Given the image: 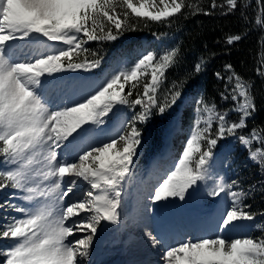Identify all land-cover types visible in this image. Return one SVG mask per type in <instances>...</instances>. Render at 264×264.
I'll use <instances>...</instances> for the list:
<instances>
[{
    "label": "snow or ice",
    "instance_id": "6c2138e0",
    "mask_svg": "<svg viewBox=\"0 0 264 264\" xmlns=\"http://www.w3.org/2000/svg\"><path fill=\"white\" fill-rule=\"evenodd\" d=\"M226 5L224 15L244 7L239 0H226ZM224 6L212 0L213 9ZM150 7L156 10H147ZM183 8L184 0H159V5H150L149 0L139 4L134 0H0V193L9 190V196L0 201V241L9 242L8 247L0 246L2 264H90L101 223H120L126 203L124 189L135 176L133 166L144 142L143 128L137 125L146 124L153 115H164L181 99L184 81L179 86L173 82L163 103L157 97L166 70L178 63L179 49L159 55L149 51L131 67L106 74L103 80L71 76L94 72L103 59L74 60V56L92 52L85 47L88 42L115 41L127 31H136V23L130 22L133 15L146 18L145 22H162ZM195 12L212 14L203 8ZM241 39V35H232L227 43ZM32 41L51 50L18 48L19 43ZM202 65L203 60L195 65L197 73ZM225 69L232 72L227 81L235 79V84L230 90L226 85L221 97L231 99L233 107L221 111L201 98L196 108L200 114L180 158L151 193L154 203L170 198L186 202V197L199 193L218 175L217 169L229 162L231 153L217 149L219 141L230 136L264 170V158L257 159V152L264 148V130L240 133L258 110L251 82L234 73L232 65ZM257 74L264 76L260 69ZM145 76L150 78L143 83L142 93L129 99L137 84L132 83L126 94L125 87ZM216 76L225 79L219 72ZM50 89L71 90L77 98L54 105L47 95ZM116 105L131 109L132 118L126 119L124 110ZM230 113L238 114V120H231ZM254 143L259 147L253 148ZM34 164L39 169L32 168ZM79 183L87 185L81 197L65 203L69 194L75 195ZM213 183L209 196L225 193L232 199V207L218 222L221 233L235 228L237 221L264 217V211H249L252 205L243 202L253 191H264V181L248 191L233 190L239 186L237 180L220 178ZM21 200L26 206L16 202ZM253 227L262 235L186 239L169 247L162 259L166 264H264V223ZM77 232L85 235L77 237ZM146 236L153 246L162 243L151 232Z\"/></svg>",
    "mask_w": 264,
    "mask_h": 264
},
{
    "label": "trees",
    "instance_id": "16d2710c",
    "mask_svg": "<svg viewBox=\"0 0 264 264\" xmlns=\"http://www.w3.org/2000/svg\"><path fill=\"white\" fill-rule=\"evenodd\" d=\"M239 2L244 7L238 8L234 13L228 15H224L227 9L226 0H216L217 5L225 6L215 9L211 7L212 0H184L185 8L181 10V13L162 22H145L146 18H135L133 15L130 22L136 23V31H127L115 41L88 42L85 47L90 48L92 52L74 56V60H83L85 57L93 60L102 57L101 67L92 73L85 74L93 79L103 80L108 73L105 69H110L111 66L122 60L133 63L141 55L154 51L157 48V39L171 38V49H179L176 58L178 63L166 70V80L157 92V97L163 103L164 98L168 95L167 90L172 89L173 82L179 86L180 82L184 81L183 87L180 89L182 96L177 101V105H174L164 115H153L146 124L137 125L143 128V138L146 140L145 143L150 145L152 154L160 153L159 149L162 147L165 137L162 129L166 127L168 115L170 112L177 113L178 107L183 105L184 99L191 98L181 110L180 124L184 136L192 127L196 118L194 111L196 102L201 101V98L209 105L216 104L221 111L233 107L234 102L231 99L225 100L221 97V93L226 91V85L230 90L235 83V79L231 82L226 79L227 76L232 75V72L225 69V65L228 64L232 65V71L242 77L244 81L251 82V92L255 97L258 109L255 115L248 120L247 128L243 129L241 134L246 135L254 128L264 130V76L257 74V69L264 73V4L258 5L257 0H239ZM153 4L159 5V0H153ZM196 8H203L212 14L196 13ZM241 11L244 15H241ZM257 20H260L261 24L258 25ZM232 35H241L242 39L228 44V37ZM46 50L51 49L42 45L36 46L34 49L32 46L24 49L27 52ZM202 60V71L197 73L195 65ZM218 72L225 79H218L216 76ZM76 74L78 73H72L71 76L76 77ZM149 78V76H145L138 82H129V85L125 87V94L132 83L137 84L133 90V97L129 99L134 98L138 92L142 93L143 83L147 82ZM49 92L51 98L60 104L77 98L73 91L67 89H50ZM116 107L124 110L127 119L132 118L133 111L127 106L116 105ZM139 107L136 106L137 111H139ZM233 118L235 115L230 113V119ZM107 127L109 125H105V128ZM180 140L183 139L178 134L172 139L174 154H178V151L182 150ZM262 149L264 150V148ZM217 151L221 152V149ZM228 166L230 181L240 182L238 187L234 186L233 188L236 191L240 189L248 191L253 184L259 188L260 182L264 181V170H261L259 164L253 162L249 155L241 150L233 153ZM8 196L9 190L5 189L0 193V201L5 200ZM243 202L252 205V208L248 209L249 211H264V191H253ZM257 222L264 223V217L258 216L256 221H243L241 228L249 236H260L262 232L253 227V224ZM0 246L8 247L9 242L0 241ZM2 261L3 257H0V264Z\"/></svg>",
    "mask_w": 264,
    "mask_h": 264
},
{
    "label": "rangeland",
    "instance_id": "374dc122",
    "mask_svg": "<svg viewBox=\"0 0 264 264\" xmlns=\"http://www.w3.org/2000/svg\"><path fill=\"white\" fill-rule=\"evenodd\" d=\"M134 2L139 4L142 0H134ZM149 3L152 5L153 0H149ZM147 10L155 11L156 8L150 7ZM170 42L171 38L169 37L157 39V48H155L156 50L154 49V51L157 52L158 55L167 52L171 49ZM50 43L53 44L54 42H48V44ZM39 45L41 44L36 41L29 43L21 42L18 44V48L23 51L28 46H32L34 49ZM132 64V62L122 60L114 66H111L110 69H105V71L107 70V74L110 75L118 70L127 69L131 67ZM78 76L87 77L82 72L79 73ZM47 95L48 97L51 96L49 91ZM190 100L191 98L184 99L183 105L189 103ZM51 102L54 105H60L53 100ZM197 103L198 102H196L194 110L196 112V117L200 114L196 111ZM183 105L178 107L177 113L170 112L168 115L166 127L162 129L165 137L161 147V152L163 153L161 156L152 155V150L149 148L150 145L145 143L146 140H144L138 149L139 155L133 166L135 169V176L131 183L126 185L124 189L126 194L123 199L126 203L122 210L121 221L119 224H110L108 222L101 223V228L98 229L97 236L93 241L94 248L91 251L90 264H118V261L120 264H166V261L162 259L166 250L171 246H178L186 239L195 241L200 238H211L221 234L229 238H243L249 236L245 233L244 229L239 230L243 221L235 222L237 225L235 228L221 233L218 230V222L222 215L232 207V199L225 193H221L219 197H211L207 194L211 191V187L214 186L213 181L220 182V178H223V181L231 182L228 173V163L223 168H218V175H214L207 185L202 186L199 193L193 198L189 199L186 197V202H181L178 198H170L169 201L155 203L151 200L150 196L155 186L173 168L176 161L180 158L186 140L192 130V127L189 128L185 136L181 131L180 116ZM233 114L235 115V118H233L234 121L238 120V114ZM203 115L206 116V114ZM125 118L127 119L126 115ZM101 127L105 128V125ZM213 129H215V125H213ZM240 133H243V129L240 130ZM177 134L184 141L180 140L182 150L178 151V154H174L172 151V139ZM247 134L249 133H246V135ZM256 147H259L258 143L253 144V148ZM218 149H221L220 153H223L225 150L229 151L231 156L234 152L237 153V150H241L249 155L245 146H243L238 139L231 136L226 140L219 141ZM262 157H264L263 149L257 152V159ZM162 158L167 159L168 162H159ZM169 161L171 162L169 163ZM136 165L138 166L136 167ZM31 167L39 169L38 164H34ZM35 179L37 182H41L40 177H36ZM42 183L46 184L47 181H43ZM86 187L87 185L85 183H79L78 188L74 189L75 195L69 194V197L65 198V203L69 202V200L74 201L79 199L82 191ZM16 202L20 203L22 206H26L22 200ZM183 210L187 211V218L184 219L185 221H182L184 225L181 227L175 225L170 226V222L176 223L178 219L176 213ZM15 214L22 215L20 213ZM86 215H89V213L80 214V216ZM79 218L80 217H74V219ZM148 232H151L160 239L162 243L153 246L150 239L146 236ZM75 235L82 238L85 233L77 232ZM115 251L119 253L115 254Z\"/></svg>",
    "mask_w": 264,
    "mask_h": 264
},
{
    "label": "bare ground",
    "instance_id": "6f19581e",
    "mask_svg": "<svg viewBox=\"0 0 264 264\" xmlns=\"http://www.w3.org/2000/svg\"><path fill=\"white\" fill-rule=\"evenodd\" d=\"M119 252L118 251H115V254H118Z\"/></svg>",
    "mask_w": 264,
    "mask_h": 264
},
{
    "label": "water",
    "instance_id": "95a60500",
    "mask_svg": "<svg viewBox=\"0 0 264 264\" xmlns=\"http://www.w3.org/2000/svg\"><path fill=\"white\" fill-rule=\"evenodd\" d=\"M118 264H120V263H118Z\"/></svg>",
    "mask_w": 264,
    "mask_h": 264
}]
</instances>
